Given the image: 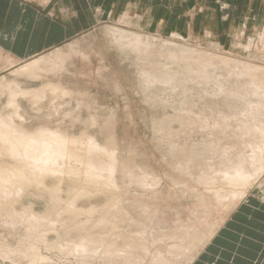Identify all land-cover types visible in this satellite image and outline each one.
Instances as JSON below:
<instances>
[{
	"label": "rangeland",
	"instance_id": "obj_1",
	"mask_svg": "<svg viewBox=\"0 0 264 264\" xmlns=\"http://www.w3.org/2000/svg\"><path fill=\"white\" fill-rule=\"evenodd\" d=\"M189 2L190 0H163L162 5H153L147 16L148 18H156L154 22L142 21L141 16L136 13H122L120 11L112 15L101 14L99 21L95 23L93 27L86 28L78 34L70 36V38L63 43L33 57L24 60H15L11 66H6L5 68L0 67V84H12L14 90L24 92L37 91L42 88L46 89L44 96L35 103L21 95L17 96L16 104H18V114L20 115L18 117L14 115L16 110L15 106L9 104L10 97L7 93L8 88L0 87V115L6 118L11 117L17 125H20L31 133L40 129H49L57 131L68 138L84 140V142L87 141L88 137H91L102 146L106 145L108 136H111L117 165L126 166L129 176H140V174L146 177L149 176L150 180L146 178V180L148 179L147 185L155 184L140 187L138 183L130 182L129 177L122 183V177L118 174L116 175L117 184L119 186L124 184L125 186L119 189L117 188V190L114 188L115 191L120 193V198L116 199V201L114 200V202H118L122 209L125 208V213H127L125 216L128 215L131 221L133 220L132 222L129 221L122 229V231L127 229L124 231V234L128 232L125 237L128 239L127 236L130 233H134L133 235H135L139 229V225H147L145 226L147 228L146 231L150 230L151 232H149L153 233L154 241L156 240L155 243H159V247L161 248V251L158 249L159 252L162 253L165 247V249H169V246L172 247L175 245V247H179L182 245L184 248L186 247L192 250L194 254V252L196 253V251L200 250L203 245L205 247L209 237L216 231V233L218 232L217 235L220 237V240L222 239L221 242L218 241L215 243L216 245L210 246L206 250V252H208H204L202 254L203 256L201 255L199 257L201 261L197 259L196 264H231L234 253L240 250V204L238 205L236 213H233V215L230 214V218L232 217L230 224V218L225 220L229 212H227L228 209L226 210L225 206L231 202L226 200L230 199V197H225L226 199L224 198L223 200L220 199V201H222L220 202L219 200L217 201L212 192L214 190H219L226 195V193L231 190L239 193L242 188H239V186L232 187L223 182H219V184L214 185V187H205V185L197 183L196 177L202 172V170L198 169L197 164L203 161L212 167H219L217 164V155L213 154V151L204 148L211 141L218 143L220 139L219 144L226 145V143H231L233 140L236 141L239 139L240 133L237 128L240 126V118L244 115L249 117L252 115L257 122H260V120L264 122V90L259 92L260 94H254L251 86V79L255 80L257 78L256 81H260L259 84L264 88V83L262 82V79L264 81V29L254 31L252 29L243 28L240 24V14L238 13L233 15V21H229V28H227V26L222 28L221 24L224 21L219 17V19H217L218 22L214 23L213 29H208L204 21V14L197 15V13H194V11L189 8ZM223 7L224 6L220 5L218 10L222 12L220 9ZM236 16L238 18H235ZM109 30L110 33L107 32ZM123 30L124 32H122ZM111 32L114 33H112V38L110 37ZM121 32L125 35V38L119 37ZM128 32L131 33L129 34ZM133 34L138 35V37L141 36L138 38L140 42L139 46L134 48H132V41H134L133 37L135 36ZM114 36H116V38H114ZM130 38H132L131 41ZM151 44L153 46H151ZM180 49L181 52L177 51ZM73 51L75 55L72 56L70 54H74ZM55 52L61 53L64 58L62 65L59 67L57 66L58 69L56 71L51 70L49 72H42L41 78L38 77L34 80H29L24 76L13 74L14 70L19 66L34 60L35 57L37 59L39 57L52 56ZM68 53L71 59L69 57L67 60L66 56H68ZM147 54H149V56ZM178 54H180V56ZM3 56L7 55L0 52V57ZM231 61L233 62L231 63ZM238 63H241L242 66ZM2 64L3 60L0 61V66ZM4 64H7V62L4 61ZM246 66H253V71L250 72L247 70ZM256 67L257 69H255ZM177 70H183L184 75L182 72L177 74ZM255 70H258V72L255 73ZM173 73L174 75L176 74L175 78H173ZM243 73L245 75L246 73H252V75L248 74V78H246L247 76ZM160 76L163 78H170V82L165 84L157 81V77ZM183 79L184 81L186 80V82H184ZM174 82L175 84L177 82V86L174 85ZM181 82H183V84H181ZM222 87H226L225 90ZM51 88H55L56 91H52ZM60 88H62V90H60ZM230 88H233V90ZM184 89L187 92H185ZM214 89H216V91ZM230 90L236 94L233 95V92ZM246 91L248 92L245 93ZM189 94L193 98H191ZM87 95L88 97H86ZM76 96H80L82 101ZM247 97H249L250 100ZM152 98L156 99L151 100ZM158 100H162V103ZM185 101H189V103L186 102V104ZM152 102L156 103L153 104ZM87 103H89L90 106ZM249 103L254 104L249 106ZM178 107H180L181 110ZM180 111L182 113H180ZM213 111L216 113L214 114ZM187 112H189V114H187ZM224 114L227 119L222 117ZM237 116L239 118H237ZM187 118L204 122L206 120V125L209 128L220 123L226 127L225 134L229 136L226 135L227 137L225 136V138H223L224 135H218V141H216V135H212L211 137V135L208 134L209 128L205 131L202 129L199 130L197 126L185 124ZM230 119H232V121ZM238 120L239 122H236ZM155 122L159 124H155ZM226 122H228L227 124L229 125H226ZM205 134L208 136H205ZM171 135L175 138L173 136L172 138ZM235 135H239L238 138ZM201 136H204V138ZM186 142H188V144H185ZM181 145L182 148H180ZM177 148L178 150H176ZM3 153L4 152L0 153V170L14 173L26 170V167L17 166L15 163L16 160L11 159ZM195 153L197 154L195 155ZM85 155L87 158L89 156H94L93 153H86ZM207 155L209 157L208 159ZM99 158L102 163H105V160L108 159L105 155H100ZM69 163L71 164L70 167L61 166V173H58L61 175L60 179H62V182L64 181L60 183L62 187V194L60 196L63 202L68 201L69 197H71V194L69 193L70 195H68L67 193V191L70 190V186L74 184L75 186H79L83 178L81 172L84 171L83 168L85 166L75 161H69ZM174 164H176V166ZM181 165L183 166L182 168ZM211 166L207 169L209 173L211 172ZM76 172L78 174H74ZM219 176V174H216V177ZM54 177L56 176L50 175V177H47L42 183H30L29 188H27L28 193L25 192L26 194L24 195L23 192L12 208L18 212V210L26 206L31 208V211L35 214L44 213V211L50 207V196L44 191V187L50 185L48 187L50 188L54 186V184H56V179L53 180ZM260 178L255 182V185H252L246 198L260 195V198L264 200V194L256 191V187L258 186L257 183L264 179V173ZM128 182L132 185L130 186ZM128 186L129 188L127 189ZM102 188L103 190L105 189V187ZM97 193L98 195L93 193L94 195H92L93 197L91 198L81 199L78 201L79 203L77 202V205L83 208H89L91 205L99 206L105 203H113V200H106V195H104L103 192L99 193L98 191ZM196 194L201 195L202 198L200 201L197 200ZM26 196H28V198ZM133 199L134 201H132ZM244 200H242V202ZM124 205H127V207ZM143 209H149V218L152 217L150 219L151 222L146 219L148 215H145L142 211ZM208 211H210V214ZM98 216L99 214H92L86 217L94 221ZM192 216L195 217V220L200 219V222H198V220L197 222L194 221V217ZM86 217L80 215V219L82 220ZM157 217L159 223L156 221ZM159 217H161V219H159ZM152 220L154 222H152ZM160 220L162 223H160ZM186 220H188V224H186ZM201 220H203V222ZM155 221L157 225H154L156 224ZM223 221L227 223L223 225L224 227H222L220 231L217 230ZM1 224L2 222L0 221V225ZM178 224L180 226H178ZM43 226L44 225H41L40 228L42 230L46 229V227ZM179 228H183V230L185 228H191L185 235V238H182L183 241L180 240L181 236H175L176 238L170 237L169 239L163 236V233L166 234L170 230L172 232L175 231L174 233L177 232V236L179 234L182 235L183 231ZM122 231H120V234H123ZM2 232H4V234ZM216 233H214V235ZM46 234L49 240L55 239L54 234H48L47 231ZM155 234L159 235L160 239H158L159 237L155 236ZM23 236L24 229L22 226L14 230L7 227L5 224L0 226V252H8V249L11 250L10 252L13 254V257L11 255L8 256L10 258H4L0 255V264H28L27 259H19L21 257H19V255L23 251L18 249L19 247L17 246L18 242H22L24 239ZM150 236L151 235L146 237L152 240V236ZM73 238L77 240L76 237H72V239ZM89 238L94 239L96 237L94 235L87 236L85 239ZM110 239L115 242L119 241L117 243L122 247L121 237L115 239L111 236ZM165 240L166 243L164 242ZM182 242H184V245ZM260 244L261 249L264 248V241H260ZM39 248V253L41 255L45 257L48 256L47 258L52 260L48 259V261H51L50 263L48 262L49 264H66V262L67 264L104 263L102 262L103 260H100V256L97 255L90 258V260L83 258L82 261L84 262H82L79 260L81 255L78 253L64 255L56 250H45L43 246L42 248L39 246ZM202 250H204V248H202L201 251ZM154 252L156 251L152 248L146 253L147 260L152 258ZM164 253L165 252L162 254ZM104 264H107V262Z\"/></svg>",
	"mask_w": 264,
	"mask_h": 264
},
{
	"label": "bare ground",
	"instance_id": "obj_2",
	"mask_svg": "<svg viewBox=\"0 0 264 264\" xmlns=\"http://www.w3.org/2000/svg\"><path fill=\"white\" fill-rule=\"evenodd\" d=\"M107 32L110 33V30ZM122 32H124V30ZM122 32L119 34V37L125 38V35H123ZM112 33L113 32H111V36H110L111 38L113 37ZM128 33L130 34L131 32H128ZM133 35H135L136 37L134 36L135 37V39H134V37L132 36L133 40H134V41H132V46H133L132 48L139 46L140 42H139L138 38L141 37V36L138 37V35H136V34H133ZM114 38H116V36H114ZM117 39H119V38H117ZM131 39L132 38H130V41H131ZM121 40H123V39H121ZM118 43H119V41H118ZM151 46H153V45L151 44ZM136 49H138V48H136ZM136 49H135V51H136ZM76 51H78V50H76ZM126 51H128V50H126ZM149 51H151V50H149ZM177 51L181 52V49L177 50ZM180 54H178V55L180 56ZM70 55H72V56L75 55V52H74V54L71 53ZM147 55L149 56V54H147ZM176 55H177V53H176ZM66 57L68 60V58L70 57L69 53H68V56H66ZM70 59H71V57H70ZM1 60H3V64L0 66L1 68L2 67L5 68L6 66H11L15 62V59H12L9 56L0 57V61ZM4 61H6L7 64H4ZM62 61H64V58L61 55V53H59V52H57V53L55 52L52 56L39 57L37 59L35 57L34 60H31L30 62H27V63L19 66L16 70H14L13 74L19 75V76H24L26 79H29V80H34L38 77L41 78L42 72H47V71L49 72L51 70L56 71L58 69L57 66L59 67L62 65ZM232 62L233 61H231V63ZM215 63H217V62H215ZM227 63H228V61H227ZM239 65L242 66L241 63ZM250 66H246V69L249 70L250 72H252L253 66L252 67H250ZM181 69H183V68H181ZM255 69H257V67ZM208 70H211V69H208ZM232 70H234V69H232ZM143 72H144V70H143ZM180 72H182V74L184 75L183 70L182 71L177 70V74H180ZM186 72H188V71H186ZM256 72H258V70H255V73ZM145 74H147V73H145ZM248 74L252 75V73H248ZM248 74L246 73V75L245 74L244 75L247 76ZM253 74H254V72H253ZM172 75H174V73ZM175 75L173 78L176 77ZM185 75H187V74H185ZM157 78H158L157 81H160V82L165 83V84L170 82V78H163L162 76L157 77ZM180 78H181V76H180ZM246 78H248V76ZM249 78H250V76H249ZM256 79L255 80L251 79V86L253 88L254 94H258L259 92H262V90H264L263 86H261L259 84L260 81L258 80L259 82H257ZM242 80H244V79H242ZM183 81H184V79H183ZM187 81H188V79H187ZM184 82H186V80ZM262 82L264 83L263 79H262ZM159 84H161V83H159ZM181 84H183V82H181ZM184 84H186V83H184ZM174 85L177 86V82H176V84L174 82ZM248 85H249V83H248ZM248 85H245V86H248ZM208 86H210V85H208ZM243 86H244V84H243ZM0 87L8 88L7 93L10 97L9 104H12L15 106L16 110L14 112V115H17L18 117L20 115L18 114V104H16V97L17 96L21 95V96H23V97L27 98L28 100L33 101L35 103L44 96L45 91H46L45 88L39 89L37 91H25V92L20 91V90L17 91V90L13 89L12 84H7V85L0 84ZM176 88H178V87H176ZM222 88L225 90L226 87L225 88L222 87ZM230 89L233 90V88H230ZM51 90L56 91L55 88H51ZM60 90H62V88H60ZM186 90H187V88H186ZM186 90H185V92H187ZM214 90L216 91V89H214ZM232 90H230V91H232ZM247 92L248 91H246L245 93H247ZM234 94H236V93L233 92V95ZM242 95H245V94H242ZM189 96H190V94H189ZM223 96H226V95H223ZM240 96H241V94H240ZM76 97H78V96H76ZM86 97H88V95ZM78 98H79V100H81L80 96ZM156 98H158V97H156ZM183 98H185V97H183ZM191 98H193V97H191ZM229 98H231V97H229ZM247 98L249 99V97H247ZM153 99L154 98H152L151 100H153ZM206 99H209V98H206ZM158 101L160 103H162V100L161 101L158 100ZM183 101H184V99H183ZM183 101H181V102H183ZM186 102L187 101H185V103ZM205 102H208V101H205ZM154 103H156V102H154ZM160 103H158V104H160ZM187 103H189V101ZM87 104L89 105V103H87ZM251 104L253 105L254 103H251ZM251 104L249 103L248 105L250 106ZM260 104H262V103H260ZM77 105H79V104H77ZM88 105H85V106H88ZM245 105H247V104H245ZM178 108L180 109V107H178ZM244 108H246V107H244ZM248 108H250V107H248ZM243 111H245V110H243ZM211 112H212V110H211ZM249 112H250V110H249ZM180 113H182V112L180 111ZM213 113L215 114L216 112L213 111ZM258 113H259V111H258ZM260 113H261V111H260ZM77 114H79V113H77ZM187 114H189V112H187ZM190 114H191V112H190ZM225 114L222 117H225ZM86 116H88V115H86ZM237 118H239V117L237 116ZM181 119H183V118H181ZM230 120L232 121V119H230ZM231 121H229V122L232 123ZM236 122H239V120ZM208 123H212V122H208ZM223 123H225V122H223ZM227 123L228 122H226V125H229ZM233 123H235V122H233ZM155 124H159V123L155 122ZM185 124L197 126L199 128V130L202 129V130L206 131L209 128L206 125V120L204 122V121H200L197 119H188L187 118V120L185 121ZM108 125L110 126L109 123H108ZM111 125H113V124H111ZM236 125H237V123H236ZM159 128H160V125H159ZM173 128H174V126H173ZM216 128H218V129H216ZM237 130L240 133V136L239 135H235V136H237V138L239 136L240 138L237 139L236 141L233 140L231 143H226V145H224V144L221 145V144H219L220 139H219L218 143H216V142L214 143L213 141L210 140L211 142L210 143L208 142L209 144L205 146L204 149L211 150V151H213V154L217 155V157H218V163L217 164L219 165L218 168L214 167V166L212 167L211 165H208L203 161H201V163L197 164L198 169L202 170L201 174L196 177L197 183H199L201 185H205V187L206 186L214 187V185L219 184V182L220 183L223 182L224 184L232 186V187L239 186V188L240 187L242 188V189H240L239 193L234 192V190H231V191H228V193H226V195H224L225 193H222L219 190H216V191L212 190L213 191L212 194L217 199V201L218 200L220 201V199L223 200L225 197H227V198L230 197V199L226 200V201H229V202L231 201V202L225 206L226 210L228 209L227 212L229 211L225 220L229 219L230 214H232L235 210H237L238 205L240 203H242V200H244L248 196L247 194H248L250 188L252 187V185L253 184L255 185V182H257V180L264 173V122H261V120H260V122H257L256 119L252 115H251V117L244 115L242 118H240V126L237 128ZM106 131H108V130H106ZM208 131H209L208 134L211 135V137H212V135L213 136L216 135V137H215L216 141H218L217 140L218 135H222V136L224 135L223 138H225V136L227 135V134H225L226 133V127L220 123H217L216 125L212 126L211 128L208 129ZM83 133H85V132H83ZM108 133H110V132L108 131ZM199 134H200V132H199ZM206 134H207V132H206ZM206 134H205V136H208ZM172 136L173 135H171V137ZM227 136H229V135H227ZM231 136H234V135H231ZM201 137L204 138V136H201ZM203 138H202V140L204 142ZM205 139H206V137H205ZM160 140H161V137H160ZM185 144H188V142H186ZM173 147H175V146H173ZM180 148H182V145ZM171 149L174 150L173 148H171ZM176 150H178V148ZM2 152H4L5 155L10 157L11 159L16 160L15 163L17 164V166H21L24 168L26 167L25 171L22 170V172H19V173L0 170V221L2 222V224H5L7 227L12 228L13 230L17 229V227H19V226L23 227V229H24V236H23L24 239L22 240L23 243L18 242L17 247H19L18 249L23 251L20 253L19 257L20 256L21 257L19 259H21V258L27 259L28 264H43V263L49 264L52 261L50 258H47L48 256L45 257L39 253V249H40L39 246H41V248L43 246V249H45V250L59 251V253L64 254V255H69L70 253H72V254L78 253L81 255V257L79 259L80 261H82L83 258L86 260H90V258H93L97 255V256H100L99 257L100 260H103L102 262H104V263L107 262V264H145V263L146 264H192V262L195 261L196 257L198 256L201 249L204 248V245H203V247L200 250L196 251V253L194 252V254H193L192 250H190L189 248H186V247L184 248L182 245H180V246L178 245L179 247H177V246L175 247V245L173 244L174 246H172V247L169 246V249H165L166 248L165 247L163 250V252H165V253L162 254L163 252L161 253L158 251V249L160 250L161 248L159 247V243H155L156 240L154 241V239H153L154 238L153 233H150L151 232L150 230L146 231L147 228L145 226H147V225H145V226L139 225L138 226L139 229L136 232L137 234L135 233V235H133L134 233L131 234L129 232L130 234L127 236L128 239L125 237V235H127L128 232L126 234H124V231L127 229H125L124 231H122V229L124 228V226L126 224H128L129 221L132 222L133 220L131 221V218L128 217V215L125 216L127 214V213H125V210H124L125 208L122 209V207L119 206L118 202H114V200L116 201V199L120 198V193L118 191H115L114 188L117 190V188L119 189L120 187L125 186L124 184H122V186H119L117 184L116 175L118 174L122 177V181H123L122 183H124L125 179H127V177H129L130 182H136L140 185V187L146 186L147 180L150 177L149 176L146 177L145 175H141V174H140V176H134V177L129 176L126 166H123V165L118 166L117 165V160H116L113 141H112L111 136H108L106 145L102 146V145L98 144L91 137H88L87 141L84 142V140H79V139L76 140L73 138H68V137L62 135L61 133H59L57 131H52L49 129H40V130L35 131L34 133H31L30 131H27L26 129L22 128L20 125H17L11 117L6 118V117H2L0 115V153H2ZM86 153H88V154L93 153L94 156H89L87 158V156L85 155ZM196 154L197 153H195V155ZM100 155L107 156L108 161L105 160V163L100 162V160H99ZM193 156H194V154H193ZM204 157H205V155H204ZM211 157H212V155H211ZM208 158L209 157L207 155V159ZM193 159H195V158H193ZM167 160L169 161L168 158H167ZM69 161H75L77 163L84 164L85 166L83 168L84 171L81 172L83 178H82V181L80 182L79 186H75V184L71 185L70 190L67 191L68 195L71 194L70 195L71 197H69L68 201L64 200L65 202H63L62 201L63 199H61V196H60L62 194L61 193L62 187L60 186L62 179H60L61 175H59L58 173L59 172L61 173V166H64V167H66V166L70 167L71 166ZM106 161H107V163H106ZM8 162H10V161H8ZM174 165L176 166V164H174ZM210 166L212 167L211 172H210L211 174L207 171L208 167H210ZM182 167L183 166L181 165V168ZM68 171H70V170H68ZM74 174H78V173L76 172ZM216 174H219L220 176L216 177ZM50 175L56 176L53 179V180L56 179V184H54V186H52L50 188H48L50 185L48 187H44L45 188L44 191L46 193H48L50 196L49 197L50 207H48L44 211V213L35 214L34 212L31 211V208L26 207V206H24V208H22L21 210H18V212H17V210L12 208L13 205L17 203L19 196H21V194L23 192H24V195L26 194L25 192H27V188H29L30 183H32V182L42 183V182H44L43 180H45L47 177H50ZM157 177H159V176H157ZM146 178H148V179L146 180ZM48 179H50V178H48ZM130 182H128L129 185H130ZM159 182H158V184H159ZM150 184H151V182H150ZM257 184H258V186L256 187V191L260 192L261 194H264V179L261 180L260 182H258ZM151 185H155V184H151ZM151 185H147V186H151ZM126 186H127V184H126ZM102 187H105V189L103 190ZM128 188H129V186L127 187V189ZM153 189H154V186H153ZM156 189H158V188H156ZM120 190H123V189H120ZM145 190H146V188H145ZM32 191H33V189H32ZM93 191H96V192H93ZM98 191H99V193L103 192V194L106 195V198H107L106 200H113L112 201L113 203H109V204L105 203V204H102L99 206L91 205L89 208H83V207L77 205V202L80 201L81 199H85V198L87 199V198L93 197L92 196V195H94L93 193H96L98 195V193H97ZM163 191H164V188H163ZM199 193H200V191H199ZM206 193H208V192H206ZM132 194H133V192H132ZM26 197L28 198V196H26ZM257 197L260 198V195H258ZM128 198H131V197H128ZM128 198H127V200H128ZM196 198L198 201H200V199L202 197H201V195L196 194ZM37 200H38V198H37ZM132 201H134V199ZM155 201H157V200H155ZM159 202H161V201H159ZM220 202H222V201H220ZM250 202H252V201H250ZM250 202H249V204H251ZM253 203L256 204V202H253ZM27 204H28V202H27ZM147 204H149V203H147ZM203 205H204V203H203ZM83 206H86V205H83ZM124 206L127 207V205H124ZM252 207H253V205H252ZM206 208H207V206H206ZM244 208L246 209V207H244ZM126 209H128V208H126ZM149 209H147V210L143 209L142 210L145 213V215H148V216H146V219L148 221H150V219L152 218V217L149 218V216H150ZM202 210H203V208H202ZM248 210L250 211V209H248ZM260 210H262V209H260ZM126 211H128V210H126ZM209 212L210 211H208V213ZM194 213H196V212H194ZM92 214H96V215L99 214V216L96 218V220L93 219L94 221H92V220H90V218H87L88 216H91ZM130 214H131V212H130ZM80 215L81 216L84 215L85 217L86 216L87 217L84 218V220H82V219H80ZM136 215H137V213H136ZM163 215H164V213H163ZM192 215H194V214H192ZM175 217H178V216H175ZM187 217H189V216H187ZM192 217H194V216H192ZM141 218H143V217H141ZM159 219H161V217H159ZM197 220H195V217H194V221L197 222ZM156 221L158 222V217H157ZM156 221H155L156 224H154V225H157ZM177 221H176V223H177ZM186 221H187L186 224H188V220H186ZM201 221L203 222V220H201ZM152 222H154V221L152 220ZM167 222H168V220H167ZM198 222H200V219L198 220ZM142 223H144V222H142ZM160 223H162L161 220H160ZM163 223H165V222H163ZM131 224H133V223H131ZM131 224H129V225H131ZM136 224H138V223H136ZM150 224H153V223H150ZM223 224H224V221L222 222L221 226L218 227L217 230L221 229ZM230 224H231V222H230ZM41 225H44L43 227H46V229L43 228L44 230H42L40 228ZM160 225H162V224H160ZM178 226H180V225L178 224ZM136 227H137V225H136ZM150 227H152V226H150ZM153 227H155V226H153ZM181 227H183V226H181ZM192 227H194V226H192ZM183 228H179V229H182V231H183L182 235L179 234L177 236V234H176L177 232L174 233L175 231L172 232L170 230L171 232L169 231L166 234L163 233V236H165L166 239H169L170 237L173 238L175 236L176 237L181 236L180 240H182V238H185V235L189 232V229L191 230V228H189V229L185 228L184 230H183ZM159 230H161V229H159ZM159 230H157V231H159ZM46 231L48 232V234L49 233L54 234L55 239L49 240L47 238ZM120 231H122L123 234H120ZM176 231H178V230H176ZM2 233L4 234V232H2ZM154 233H155V231H154ZM214 233H216V231ZM214 233L209 237L207 242H210ZM6 234H7V232H6ZM93 235L96 237V238H94L95 240L90 239V238L85 239L87 236H93ZM143 235H144V237H143ZM149 235L152 236V237L150 236L152 238V240L150 239L151 241L147 238V237H149ZM243 235H244V233H243ZM111 236L115 239L116 238L119 239L121 237L122 245L121 244L120 245L122 247H120L119 244L117 243L119 241L115 242L112 239H110ZM155 236H158L159 237L158 239H160L159 235L155 234ZM72 237H76L77 240H75L74 238H73L74 239L73 240ZM19 238H20V236H19ZM6 240H8V239H6ZM161 240H163V239H161ZM7 242H9V241H7ZM164 242L166 243V240ZM183 243L184 242H182V244ZM155 244H156V246H155ZM13 245H14V243H13ZM161 247H164V246H161ZM152 248H154V250L156 252H154V255L152 256V258L147 260L146 253H148V251L151 250ZM7 251L8 252H4V253L1 251L0 252L1 257L10 258V257H8L10 255L13 257V254H11L12 252H10L11 250L7 249ZM53 253H55V252H53ZM54 256H56V255H54ZM61 256H59V257H61ZM4 258H2V259H4ZM48 259H50L51 261H48ZM56 259H59V258H56ZM198 260H200V259H198ZM69 261H70V259H69ZM82 262H84V261H82ZM5 263H7V262H5ZM61 263H63V262H61ZM66 264H67V262H66Z\"/></svg>",
	"mask_w": 264,
	"mask_h": 264
},
{
	"label": "crops",
	"instance_id": "obj_3",
	"mask_svg": "<svg viewBox=\"0 0 264 264\" xmlns=\"http://www.w3.org/2000/svg\"><path fill=\"white\" fill-rule=\"evenodd\" d=\"M162 4L163 0H0V52L15 60L33 57L93 27L101 14L136 13L142 21L154 22L156 18L147 15L153 5ZM220 5L224 6L222 12L218 10ZM189 8L197 15L204 14L208 29H213L219 17L224 21L222 28H229L235 13L240 14L243 28L264 29V0H190ZM263 208L264 200L259 197H248L240 203V250L234 253L231 264H264V248L260 244L264 241ZM217 234L192 264L212 244L221 242Z\"/></svg>",
	"mask_w": 264,
	"mask_h": 264
}]
</instances>
